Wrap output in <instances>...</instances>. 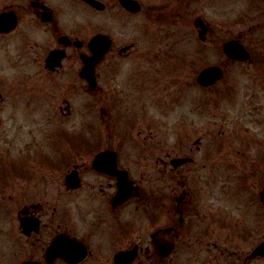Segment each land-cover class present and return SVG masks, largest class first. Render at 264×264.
I'll return each instance as SVG.
<instances>
[{
	"label": "flooded vegetation",
	"instance_id": "obj_1",
	"mask_svg": "<svg viewBox=\"0 0 264 264\" xmlns=\"http://www.w3.org/2000/svg\"><path fill=\"white\" fill-rule=\"evenodd\" d=\"M183 1L0 0V15H4L0 18V45L7 46L12 39V47L17 48L12 62L0 70V264H258L263 259L264 226L259 218L263 216L264 186L259 195L261 207L240 199L239 203L255 209L254 214L244 207L246 213H241V218L231 206L216 207V202L204 213L194 207L201 199L194 196L193 186L182 179L190 171L195 176L199 162L194 164L192 155L174 154L171 151L177 149L168 148V142H160L162 179L161 185L155 186L146 184L140 157L125 158L121 148L128 143L120 146L119 138L110 146H104L102 139L99 144L103 147L93 148L89 154L86 147L79 152V147L88 144L84 140L78 148L73 147L77 143L69 133L70 115L77 92L86 96L88 90L95 89L101 101L99 95L103 98L117 90L114 81L121 69L117 62L127 59L129 83L125 86L131 87L126 94L132 96L128 102L132 107L135 96L142 95L134 94V88H144V94L151 96L142 86L148 81L150 84L154 71H148L147 66L179 63L177 52L168 55L169 49L161 41L167 30L158 24L168 15H182ZM218 2L226 14L227 40L238 41L248 52L243 61L228 57L263 82L255 90L263 93L254 95L255 101H260L255 107L263 135L256 140L263 142L264 0ZM216 7L217 0L202 6L206 14ZM201 17L204 35L209 33L214 45L211 23L215 22ZM86 32L93 34L87 37ZM94 34L106 35L111 44L96 62L95 86L90 89L80 72L82 55L90 54L88 42ZM174 47L171 43L172 52ZM100 49H104L103 41ZM53 51L58 56L49 58ZM110 69L115 72L106 80ZM170 84L166 77L164 87ZM165 99L168 101L167 96ZM236 138L231 137L229 145ZM197 140L200 145V138ZM158 155L152 156L155 162ZM176 158L182 161L175 163ZM169 173L177 178L178 185L168 184ZM227 173L231 180L232 173ZM232 186H225L229 195L235 192ZM209 194L207 190V199ZM248 213L257 218L258 238H253L246 227L248 233L243 232L235 220L231 222L236 217L238 223H244L241 220ZM122 227L125 231L118 235ZM217 234H228L231 239ZM58 237L57 249H50ZM101 241L108 249L105 253L99 251Z\"/></svg>",
	"mask_w": 264,
	"mask_h": 264
},
{
	"label": "rangeland",
	"instance_id": "obj_2",
	"mask_svg": "<svg viewBox=\"0 0 264 264\" xmlns=\"http://www.w3.org/2000/svg\"><path fill=\"white\" fill-rule=\"evenodd\" d=\"M182 3V15H179L178 18L168 15L161 24H158L159 27L167 30L166 38H162L161 41L169 49L168 55L175 56V52H177L180 61L178 64L157 65L156 68L152 65L147 66L149 67L148 71H154L150 77V84L148 81L142 86L150 91L151 96L144 94L146 91L144 88H134V94L142 95L135 96V105L129 107L128 102L132 96L126 93L130 92L131 87L125 86V83H129L130 65L127 59H121L117 62V68H121L120 71H117L120 72V75L114 81L117 90L114 89L103 98L99 95L101 101L98 100L95 89L91 90L92 92L88 90L86 96L85 92H77L76 97L72 100L69 133L77 143L73 147L81 146L79 142H83V140L88 142V144L79 147V152L82 151V147L89 149L88 154L93 148L103 147L99 143L104 138L102 141L104 146H110L109 144H113V140L118 138L120 146L128 143L124 147L122 145L123 148H121L125 158L130 160V158L140 157L141 173L143 172L148 179L146 184L153 186L161 185L162 166H160L158 152L162 146L160 142L166 141L168 148L177 149L171 152L180 157L192 155L196 159L194 164L198 162L200 164V167H196L198 171L195 176L190 171L185 173L182 178L184 183L193 186L194 196L201 199L194 207H199L204 213H207L208 207L216 202V207L231 206L235 216L240 214V217L243 218L241 213H246L245 208L251 214L255 213V209L246 204L261 207L259 195L260 189L264 186V155L262 156L264 141L256 140L263 135L258 125L259 119L256 116L258 111L255 107L257 101H255L254 95L263 93V90L255 91L261 87L263 82L255 80L248 70L244 69L245 67L231 61L224 53L222 45L230 33L225 30L224 17L226 14L218 6V0L217 7L210 11V14H206V9L202 8V6L206 7L208 0H184ZM199 14L206 20L215 22L211 23L213 25L211 26L212 33H215L216 40L214 45H211L209 33L206 34L205 39H201L199 36V29L195 22V17ZM90 34L93 33L86 32L84 35L89 37ZM135 34L138 35L137 31ZM129 36L131 35L129 34ZM11 40L8 39L11 43L7 46L0 45L1 72L4 65L12 62L17 50L12 47L13 41ZM2 41L7 42L6 40ZM171 43L175 45L174 53L170 49ZM212 64L222 66L225 75L212 87L201 86L196 80L197 74L201 68ZM78 66L80 68V65ZM114 72L110 69L106 73V80L108 77L111 78ZM10 73L8 72L9 75ZM166 77L171 81V84L164 87L163 80ZM0 88H3L1 83ZM166 90L168 94H165ZM163 98L164 103L162 104ZM259 102L258 100L257 103ZM162 105L173 106V108L167 106L166 109ZM165 109L169 110L167 118L164 113ZM170 109L173 110L170 111ZM161 120H163L162 123H160ZM245 126H248L249 129H245ZM231 137L238 138L229 145ZM199 138L200 145L197 140ZM245 141L251 144L246 145ZM239 152H243V155L239 156ZM155 154L158 155L156 159L158 162H155V157H152ZM143 155H148V157L143 158ZM255 157H257L256 160ZM192 165L190 164L189 167ZM186 168L188 167H185L186 171L192 170ZM140 169H136L137 174L140 173ZM243 169L246 172H243ZM227 170L232 173L231 180L228 179ZM209 171L214 174L208 175ZM167 182L173 187L174 184H179L173 173H169ZM231 184L235 192H231L232 194L229 195L225 192V186ZM239 185L242 186L237 188ZM243 185L244 188H242ZM207 190L210 191L211 197L208 199L206 198ZM212 190L213 192H211ZM242 197L243 200L247 199V202L244 201L246 204L239 203ZM251 214L248 213L245 216L247 222L246 219H243L241 222L244 223H238L236 217L232 218L231 222L235 220L237 224H240L243 232L248 233L249 231L253 238L256 235L258 238L260 231L255 227L258 221L256 216H251ZM124 218L127 219L126 216ZM259 221L264 226V206L263 216L259 218ZM129 225L131 224H128V227ZM245 227L248 231L244 230ZM119 230L118 235L125 231V227L119 228ZM233 231H235V226H233ZM231 233H233L232 230ZM261 234L264 237V230ZM216 237L230 238L228 234L225 236L217 234ZM89 238L91 239V237ZM102 238L106 241V238ZM108 242L111 243V241ZM231 242L234 244L233 241ZM100 243L99 251L107 252L108 249L104 247L105 242L101 241ZM258 264H264V257Z\"/></svg>",
	"mask_w": 264,
	"mask_h": 264
},
{
	"label": "water",
	"instance_id": "obj_3",
	"mask_svg": "<svg viewBox=\"0 0 264 264\" xmlns=\"http://www.w3.org/2000/svg\"><path fill=\"white\" fill-rule=\"evenodd\" d=\"M101 41H103L104 49H100ZM110 41L105 37L103 34H96L89 44L91 49L93 50L94 54L91 56L86 57V66L84 70V74L87 75L90 78V75L94 72V66L96 64V60L103 55L104 51L108 47ZM225 50L230 53L231 55L237 56L238 55V49L239 46H237L233 42H227L224 45ZM223 75V72L219 66H209L201 70L198 76V80L202 84H210L219 79ZM75 241V240H74ZM57 242H59V237L56 238V242L53 244L52 249H57ZM79 243L78 241H75ZM80 244V243H79ZM82 249L84 247L82 246Z\"/></svg>",
	"mask_w": 264,
	"mask_h": 264
}]
</instances>
